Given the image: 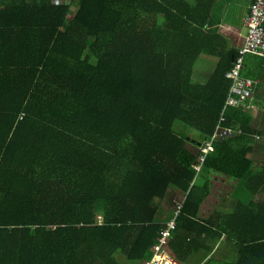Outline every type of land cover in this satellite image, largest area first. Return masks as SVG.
<instances>
[{
  "label": "trees",
  "instance_id": "1",
  "mask_svg": "<svg viewBox=\"0 0 264 264\" xmlns=\"http://www.w3.org/2000/svg\"><path fill=\"white\" fill-rule=\"evenodd\" d=\"M231 1L0 0V264L146 263L171 218L176 264H264V56L240 72L263 111L224 106Z\"/></svg>",
  "mask_w": 264,
  "mask_h": 264
},
{
  "label": "built area",
  "instance_id": "2",
  "mask_svg": "<svg viewBox=\"0 0 264 264\" xmlns=\"http://www.w3.org/2000/svg\"><path fill=\"white\" fill-rule=\"evenodd\" d=\"M53 1L58 4L67 3L70 7L75 4V0ZM246 1L247 8L242 18V25L245 29V33L243 34L241 44L238 46L237 53L234 56L233 65L225 72V76L231 80V83L224 106H241L244 109L255 111L258 109V106L253 103L252 98L256 80L242 76L240 70L243 67L245 54L252 53L264 56V0ZM222 113L223 111L220 113L218 123L211 133L210 139L202 143L199 147V163L194 166L196 170H199L205 154L211 149L212 141L231 135L234 132L231 127L222 126L219 123V121L224 120ZM179 207L180 204L176 203L174 210L175 215ZM174 226V218H171L166 222L165 226L160 229V234L152 244L153 251L151 256L145 264H176V260H174L164 248V241Z\"/></svg>",
  "mask_w": 264,
  "mask_h": 264
},
{
  "label": "rangeland",
  "instance_id": "3",
  "mask_svg": "<svg viewBox=\"0 0 264 264\" xmlns=\"http://www.w3.org/2000/svg\"><path fill=\"white\" fill-rule=\"evenodd\" d=\"M237 2L238 3H240V5H236V8H238V9H240V8H242V10H244L245 9V7H246V4H247V1H245V0H237ZM74 11V9H73V7H71L70 9H69V12H68V14H72V12ZM227 13H228V15H227V20H229L231 17H236L235 18V22H234V20H229L231 23H235L236 25H238L239 26V28H237V29H234L233 27H230V26H227V25H225L224 23L222 24L221 22V24L220 25H224V26H222V29H221V32L225 35V36H228L229 37V41L230 42H232V38L235 40V37H233V36H236L237 38H236V41H234V43L235 44H239V42L241 41V33L242 34H244L245 33V29L244 28H242L243 27V25H241V15H239L240 14V11L239 10H236V9H232V8H230V6H228V9H227ZM224 13L222 12L221 13V15H223ZM225 17V16H224ZM223 17V18H224ZM222 17H221V19H223ZM225 27H227L226 29H225ZM229 30H231V31H229ZM232 30H234V32L232 31ZM236 34V35H235ZM236 45V46H237ZM202 57L200 56V58L198 59V61L195 63V68H194V71H193V77H194V79L195 80H197L198 81V79H196L195 78V73L196 72H203V74H201V76H200V80L203 82V80H205L206 78H207V76L209 75V73H211V71H212V69H213V65H214V60L215 59H213V60H211L210 62H209V64H208V66L206 65V66H204L203 64H202V59H201ZM199 67H201V68H199ZM260 96V95H259ZM261 97V96H260ZM259 111H263V109H262V107H259V110L256 112V110L255 111H252L253 113H259ZM254 136V139H255V141L253 142V144L254 145H257V144H259V143H261V141H262V139H261V136L260 135H253ZM260 149V148H259ZM258 159H263V155L261 154V152H260V155H258ZM259 194L260 193H258L257 194V196H259ZM165 200L166 201H164L163 199L159 202V204H162L163 205V207H168V206H171L172 205V203H171V200L170 199H167L166 197H165ZM177 201H179V200H177ZM176 202V201H175ZM175 202H174V204H173V206L175 205ZM211 204V201H207L206 203H205V206H208V205H210ZM223 251H224V249L223 248H217L216 249V251L214 252V256L215 257H220L221 256V254L223 253ZM116 258H117V260H119L120 262H123V264H133V263H131V262H129V261H126V258L123 256V255H121L120 254V252L119 251H117L116 253ZM203 256H204V253L201 251H198V252H196L194 255H190L188 258H187V262L186 263H184V264H198V262H201V260H202V258H203ZM140 264V263H139ZM142 264V263H141Z\"/></svg>",
  "mask_w": 264,
  "mask_h": 264
},
{
  "label": "crops",
  "instance_id": "4",
  "mask_svg": "<svg viewBox=\"0 0 264 264\" xmlns=\"http://www.w3.org/2000/svg\"><path fill=\"white\" fill-rule=\"evenodd\" d=\"M246 1V0H245ZM236 5H240V3H238L237 2V0H232L231 2H230V8H232V9H236V10H239L240 11V14L239 15H241V22H242V18H243V14H244V12H245V10H246V8H247V4H246V7H245V9L244 10H242V8H240V9H238V8H236ZM227 15H228V13H227V11H226V14H225V18H227ZM234 20H235V18L236 17H232ZM231 19V18H230ZM243 23H241V25H242ZM226 25V24H225ZM228 25V24H227ZM228 26H230V25H228ZM231 27V26H230ZM235 27H238L239 28V26L237 25V26H235ZM243 28V27H242ZM234 29H237V28H234ZM238 30V29H237ZM236 35V34H235ZM241 35V41L239 42V44H241V42H242V38H243V34L241 33L240 34ZM233 37H235V40L232 38V41H236V36H233ZM238 44V45H239ZM258 92H259V95L260 96H263V94H261V90H258ZM260 151H261V149H257V151L255 152L257 155H260ZM239 191L241 190V189H238ZM184 196V193L183 192H181V191H178V190H175V189H171V190H168V192L166 193V198L167 199H170L171 200V203H172V205L171 206H168V209L170 208V209H172L173 208V204H174V202L175 201H177V200H179V199H181L182 197ZM165 198V197H164ZM256 198L257 199H262V196L259 194V196H257L256 195ZM207 199H210L209 197H207L204 201H203V203H202V207H203V205H204V203H205V201L207 200ZM212 199V198H211ZM214 200V199H213ZM230 200L231 199H229V198H227L226 199V203H227V205L228 204H230ZM214 203H216L215 202V200H214ZM232 203H234V199H232ZM209 208V207H208ZM165 214H167V211H165V212H163L162 210L159 212V217L160 218H164L165 217ZM213 250H214V247H213ZM195 253H193V254H191V255H194ZM213 254V253H212ZM141 264V263H140ZM142 264H145V263H142Z\"/></svg>",
  "mask_w": 264,
  "mask_h": 264
},
{
  "label": "clouds",
  "instance_id": "5",
  "mask_svg": "<svg viewBox=\"0 0 264 264\" xmlns=\"http://www.w3.org/2000/svg\"><path fill=\"white\" fill-rule=\"evenodd\" d=\"M70 8H71V7H69V9H70ZM233 59H234V58H233V55H232V61H233ZM214 61H215V60H214ZM214 64H215V62H214ZM213 67H214V65H213ZM240 72H241V70H240ZM240 74H241V73H240ZM242 76H243V75H242ZM255 155H257V154H255ZM255 155H254V156H255ZM259 160H261V159H259ZM184 197H185V194H184V196H183L180 200H183ZM167 221H168V220H167ZM167 221H166V222H167Z\"/></svg>",
  "mask_w": 264,
  "mask_h": 264
},
{
  "label": "bare ground",
  "instance_id": "6",
  "mask_svg": "<svg viewBox=\"0 0 264 264\" xmlns=\"http://www.w3.org/2000/svg\"><path fill=\"white\" fill-rule=\"evenodd\" d=\"M244 56H247V54L244 55ZM233 58H234V57H233ZM243 64H245V63L243 62ZM231 66H232V64H231ZM231 66H230V67H231ZM244 66H246V65H244ZM241 71H242V70H241ZM246 76H247V75H246ZM251 78H252V77H251ZM260 82H261V81H260ZM261 86H262V85H261ZM228 87H229V86H228ZM262 87H263V86H262ZM258 88H259V87H258ZM260 89H261V88H260ZM262 89H263V88H262ZM262 89H261V90H262ZM254 91H256V90H254ZM258 93H259V92H258ZM262 94H263V93H262ZM253 99H254V98H253ZM253 99H252V100H253ZM257 101H258V100H257Z\"/></svg>",
  "mask_w": 264,
  "mask_h": 264
},
{
  "label": "water",
  "instance_id": "7",
  "mask_svg": "<svg viewBox=\"0 0 264 264\" xmlns=\"http://www.w3.org/2000/svg\"><path fill=\"white\" fill-rule=\"evenodd\" d=\"M231 60H232V56H231Z\"/></svg>",
  "mask_w": 264,
  "mask_h": 264
}]
</instances>
